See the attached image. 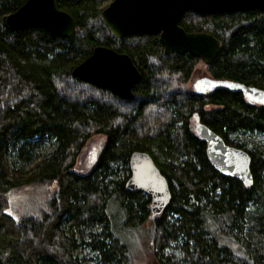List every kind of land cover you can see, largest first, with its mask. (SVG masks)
<instances>
[{
  "label": "trees",
  "instance_id": "obj_1",
  "mask_svg": "<svg viewBox=\"0 0 264 264\" xmlns=\"http://www.w3.org/2000/svg\"><path fill=\"white\" fill-rule=\"evenodd\" d=\"M24 1L0 0V264H82L86 256L132 264L121 228L146 223L157 264H264V105L240 91L188 88L201 60L166 55L157 34L114 37L100 16L111 0H56L77 21L70 37L28 26L8 31L5 16ZM179 24L219 39L205 65L209 77L264 89V10H186ZM96 45L130 56L141 73L133 98L71 75ZM194 114L247 151L251 185L210 165ZM93 134L105 136L104 147L94 168L79 174L77 154ZM136 150L148 152L169 183L171 200L154 218L150 198L125 188ZM29 184L53 188L47 210L17 220L5 210L8 192Z\"/></svg>",
  "mask_w": 264,
  "mask_h": 264
},
{
  "label": "water",
  "instance_id": "obj_2",
  "mask_svg": "<svg viewBox=\"0 0 264 264\" xmlns=\"http://www.w3.org/2000/svg\"><path fill=\"white\" fill-rule=\"evenodd\" d=\"M264 10V0H111L101 11V19L116 38L129 34H157L166 55L189 53L210 65L220 50V41L204 31H186L179 20L186 10L198 13L234 12L249 9ZM5 28L13 32L21 27L43 28L51 35L70 37L77 21L58 7L56 0H25L4 18ZM71 75L81 81L111 91L121 99L133 98L132 87L141 73L130 56L115 49L96 45L91 53L75 65ZM197 93L225 88L240 91L245 99L264 105V89L228 79L204 76L192 84ZM197 136L206 144L210 165L223 175L234 177L245 186L251 185V158L246 150L227 144L224 139L194 114ZM94 157L91 154L89 159ZM125 188L141 192L150 198V217L159 215L171 200L166 177L146 151H133L129 157V176Z\"/></svg>",
  "mask_w": 264,
  "mask_h": 264
},
{
  "label": "rangeland",
  "instance_id": "obj_3",
  "mask_svg": "<svg viewBox=\"0 0 264 264\" xmlns=\"http://www.w3.org/2000/svg\"><path fill=\"white\" fill-rule=\"evenodd\" d=\"M208 76L206 66L203 62H199L193 74L187 83V87L193 89V82L201 77ZM253 139H261L260 135L252 136ZM105 136L103 134L91 135L82 148L79 150L73 170L79 174L89 173L97 162V157L102 151L105 144ZM94 153V157L90 160L89 157ZM27 166L25 170L29 169ZM53 188L47 184H29L19 188L11 189L7 196V206L5 210L15 219L20 220L28 217H42L47 210V199ZM148 223L142 226L139 230H126L121 228L120 234L123 239L129 244L132 264H157L150 254L148 240L146 237ZM81 255H86V252L81 251ZM88 256L82 261V264H92L89 262Z\"/></svg>",
  "mask_w": 264,
  "mask_h": 264
},
{
  "label": "flooded vegetation",
  "instance_id": "obj_4",
  "mask_svg": "<svg viewBox=\"0 0 264 264\" xmlns=\"http://www.w3.org/2000/svg\"><path fill=\"white\" fill-rule=\"evenodd\" d=\"M251 103H253V102H251ZM255 104V103H254Z\"/></svg>",
  "mask_w": 264,
  "mask_h": 264
}]
</instances>
